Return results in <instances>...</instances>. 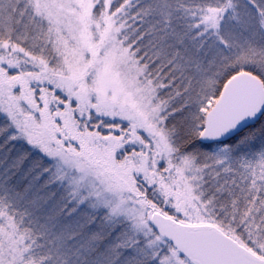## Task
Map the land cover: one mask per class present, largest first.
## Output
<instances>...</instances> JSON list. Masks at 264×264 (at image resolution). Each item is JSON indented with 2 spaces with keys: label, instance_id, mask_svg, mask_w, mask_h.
<instances>
[{
  "label": "snow or ice",
  "instance_id": "6c2138e0",
  "mask_svg": "<svg viewBox=\"0 0 264 264\" xmlns=\"http://www.w3.org/2000/svg\"><path fill=\"white\" fill-rule=\"evenodd\" d=\"M0 264H264V0H0Z\"/></svg>",
  "mask_w": 264,
  "mask_h": 264
}]
</instances>
